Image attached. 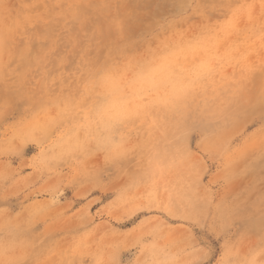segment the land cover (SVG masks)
<instances>
[{"label": "rangeland", "instance_id": "374dc122", "mask_svg": "<svg viewBox=\"0 0 264 264\" xmlns=\"http://www.w3.org/2000/svg\"><path fill=\"white\" fill-rule=\"evenodd\" d=\"M0 264H264V0H0Z\"/></svg>", "mask_w": 264, "mask_h": 264}, {"label": "bare ground", "instance_id": "6f19581e", "mask_svg": "<svg viewBox=\"0 0 264 264\" xmlns=\"http://www.w3.org/2000/svg\"><path fill=\"white\" fill-rule=\"evenodd\" d=\"M12 239V238H11Z\"/></svg>", "mask_w": 264, "mask_h": 264}]
</instances>
